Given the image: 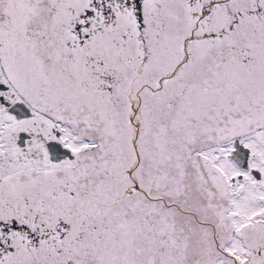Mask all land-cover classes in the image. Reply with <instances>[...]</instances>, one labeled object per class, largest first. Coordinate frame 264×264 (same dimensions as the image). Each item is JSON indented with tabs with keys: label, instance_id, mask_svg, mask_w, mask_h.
I'll use <instances>...</instances> for the list:
<instances>
[{
	"label": "snow or ice",
	"instance_id": "obj_1",
	"mask_svg": "<svg viewBox=\"0 0 264 264\" xmlns=\"http://www.w3.org/2000/svg\"><path fill=\"white\" fill-rule=\"evenodd\" d=\"M0 264H264V0H0Z\"/></svg>",
	"mask_w": 264,
	"mask_h": 264
}]
</instances>
